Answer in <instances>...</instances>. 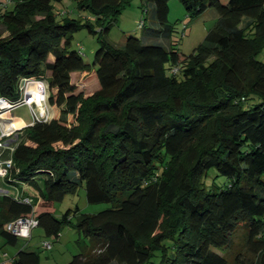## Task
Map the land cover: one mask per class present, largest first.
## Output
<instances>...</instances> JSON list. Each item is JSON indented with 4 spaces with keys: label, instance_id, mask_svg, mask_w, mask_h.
<instances>
[{
    "label": "trees",
    "instance_id": "1",
    "mask_svg": "<svg viewBox=\"0 0 264 264\" xmlns=\"http://www.w3.org/2000/svg\"><path fill=\"white\" fill-rule=\"evenodd\" d=\"M64 1L0 0V96L15 101L20 79L45 80L61 108L25 127L12 153L7 181L31 202L0 197L4 244L19 239L6 224L34 208L46 237L74 219L87 241L67 264H264V0H178L188 18L218 16L188 55L173 39L170 0H139L156 23L139 21L141 37L124 33L121 48L105 36L129 0H71L70 11ZM74 13L99 33L98 87L86 97L70 80L89 67L71 35L94 31ZM40 116L50 118L45 102ZM210 169L222 187L207 188ZM80 188L88 204L110 207L54 216ZM7 264H39L38 254L21 248Z\"/></svg>",
    "mask_w": 264,
    "mask_h": 264
},
{
    "label": "rangeland",
    "instance_id": "2",
    "mask_svg": "<svg viewBox=\"0 0 264 264\" xmlns=\"http://www.w3.org/2000/svg\"><path fill=\"white\" fill-rule=\"evenodd\" d=\"M221 4L226 5L228 0H220ZM66 7L67 10L74 9L71 0H65L60 7ZM63 7V9H64ZM168 22L174 27L173 39L178 40L179 52L182 55H188L191 51L202 42L205 34L211 29L217 19V13L214 9L208 8L202 14L194 18H188L185 14L184 8L178 0H170L168 3ZM73 18L82 19L85 21L87 18L92 25L94 33L88 32L84 27L75 31L71 35V49L79 50L83 61L89 65L88 69L84 72L71 73V83L76 86V92L82 93L84 97L91 95L97 89V80L93 72L95 67L92 66L93 55L99 46L97 41L99 37L98 27L94 23V19L87 13H74ZM143 20L146 27H152L156 23L154 10L150 6L146 7V13L143 14L142 7L139 0H129L128 4L124 7L121 14L118 16L116 22L110 28L108 34L105 36V41L115 47L121 48L124 44V37L131 35L137 38L141 37V32L138 29L139 21ZM2 36H6L5 29L0 28ZM256 59L264 63V45L256 55ZM47 84V83H46ZM48 97L46 105L50 112V120L52 118L58 119L61 108H57L49 104V90L47 85ZM35 100V99H34ZM35 111L37 116L41 114L44 106V100L40 97L35 100ZM40 113V114H39ZM13 117L20 119L24 125L30 124L32 121L31 111L29 107L23 106L13 111ZM66 125H72L74 120L72 116L62 117ZM207 188L214 183L216 186L222 187L226 183V179L219 176L215 169H210L207 173V178L204 180ZM75 207L79 209L80 213L95 214L106 210L110 207L109 204H88L85 200L84 191L82 188L78 189L75 194H66L63 198L54 203L53 214L59 218L65 211L73 210ZM72 224L65 225L60 232L58 240L52 237H46L40 227L32 229L31 238L29 240L18 239L15 246L4 244V240L0 237V247L4 248L12 255L19 249L25 248L26 250L36 251L38 254L39 264H67L73 255L81 251L80 247H85L87 241L76 233ZM44 242L51 245L50 250L42 247ZM79 242V244H78ZM116 264V263H111Z\"/></svg>",
    "mask_w": 264,
    "mask_h": 264
},
{
    "label": "built area",
    "instance_id": "3",
    "mask_svg": "<svg viewBox=\"0 0 264 264\" xmlns=\"http://www.w3.org/2000/svg\"><path fill=\"white\" fill-rule=\"evenodd\" d=\"M47 82L45 80L22 78L18 84L19 97L10 101L0 96V197H11L25 204L31 202L30 198L21 194V188L14 186L7 180L13 166L12 153L18 143L23 139L22 132L34 122H47L49 117H38L35 111V100L42 98L44 102L48 97ZM35 99V100H34ZM27 106L31 111L32 121L24 125L20 119L13 117V111L19 107ZM49 121V120H48ZM37 227L34 217V208L27 217H19L6 224L5 229L15 237L23 240L31 238L32 229ZM42 247L50 250L51 245L44 242ZM5 264V263H3Z\"/></svg>",
    "mask_w": 264,
    "mask_h": 264
},
{
    "label": "crops",
    "instance_id": "4",
    "mask_svg": "<svg viewBox=\"0 0 264 264\" xmlns=\"http://www.w3.org/2000/svg\"><path fill=\"white\" fill-rule=\"evenodd\" d=\"M72 74H74V73H72ZM17 187L20 188L21 185H17ZM26 193H28V192H26ZM22 195L25 196L26 194L23 193ZM15 254L12 255L10 252H7L4 248L0 247V264L9 263V261L15 256Z\"/></svg>",
    "mask_w": 264,
    "mask_h": 264
},
{
    "label": "bare ground",
    "instance_id": "5",
    "mask_svg": "<svg viewBox=\"0 0 264 264\" xmlns=\"http://www.w3.org/2000/svg\"><path fill=\"white\" fill-rule=\"evenodd\" d=\"M40 114V113H39Z\"/></svg>",
    "mask_w": 264,
    "mask_h": 264
}]
</instances>
